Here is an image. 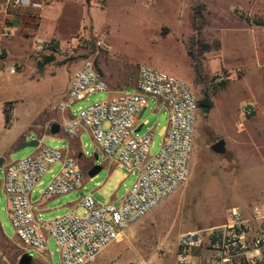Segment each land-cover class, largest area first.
I'll list each match as a JSON object with an SVG mask.
<instances>
[{
	"label": "rangeland",
	"instance_id": "rangeland-1",
	"mask_svg": "<svg viewBox=\"0 0 264 264\" xmlns=\"http://www.w3.org/2000/svg\"><path fill=\"white\" fill-rule=\"evenodd\" d=\"M197 1L147 0L143 5L144 12L148 13L155 9L157 13H160L162 23L156 27L153 19L142 17L138 6L118 10L109 7L108 11H103L102 8L105 6L102 3H92V7L83 12V18L74 26L84 36H75L64 45L54 42L55 51H48L40 58L35 57L43 61L49 60L54 65H67L64 67L67 72L72 69L70 67L79 68L85 60L93 62L98 68L106 51H109L122 57L123 61L129 58L132 64H138V69L141 65H149L183 80L190 74L193 77V88L199 101L208 97L214 106L207 111L200 106L189 180L175 194L129 228L122 240L106 248V251L90 264H140L141 261L149 264H174L177 240L184 230L221 225L228 219L234 207L240 208L245 216L247 214L246 217L251 216L250 211L253 208H259L264 212V156L262 154L264 149L261 152L251 146H238L235 152L226 150L222 155L212 150V146L220 139L217 131L221 133L227 128L233 133L238 121L248 125L253 116V114L245 115L244 112L242 116L241 109L234 111V104L231 107L233 111L231 116L226 115L224 109L226 108L227 111L229 108L225 104L223 93L226 86L220 87L224 82L227 85L236 78L241 79L243 74L240 73V68L243 73L244 71L248 73L249 51L247 49L236 51L235 47L238 46L239 49L240 46L231 40L233 30L228 31L224 27L225 25L233 26L236 21L243 22L239 16H247L249 8L245 3H241L233 7L228 14L224 10V12L219 10L216 13L212 10L208 16L210 27L203 28V18L197 20L189 6L193 2L195 7ZM234 1L236 0L231 2ZM260 1L264 2V0ZM262 7L259 5L260 12L263 11L260 10ZM174 9L176 12L171 11ZM192 22L203 28L202 36L205 41L212 44L219 41L223 45L222 51L213 50L207 53V57L200 55V51H193L194 55L198 56L200 73L196 71L195 64L190 61V58L185 59L176 50H169V47H174L177 40H181L185 46L191 41L195 30L192 28ZM106 33H108L107 36ZM104 35L105 40L108 39L110 42L106 41L105 48L98 46V42ZM108 43L111 48L107 46ZM82 56L85 60L78 63L76 60ZM221 56L223 57L222 66L213 69L212 62H220ZM27 75L28 77L21 81L17 80V75H10V77L4 75L0 81V101L16 102L5 105L10 111L15 106L11 121L7 124V127H11L10 129H3L5 119L0 113V153H7L5 163L0 168V185L3 184L5 169L9 163L28 157L36 151L34 148L18 150L19 146H16V151L10 153L19 139L22 141L39 136L42 137V145L60 150L65 149L68 144L67 139L52 138L47 134L48 128L44 129L51 123L52 114L48 111L61 99L67 74L65 76V73H62L55 82H52L49 75H44L41 79H36L29 73ZM107 98L108 94L105 92L91 95L85 106ZM76 111L77 106L74 107L73 113ZM235 112H238L237 118L234 117ZM31 120H33L31 126L27 128ZM145 121H148V124L137 135H143L147 133V130L154 129L155 135L150 155L155 156L164 139L161 130L164 121L153 105L145 112L142 124ZM81 141L85 154L79 162L84 176V188H86L85 192H91L94 184L90 182L92 179L85 182L86 174L95 155H98V166L104 164V156L100 155V151L94 147V142L89 136H82ZM255 151L259 153L258 156L255 155ZM59 169L58 164L49 170L43 180L46 183L51 181ZM117 171L122 175L126 174L124 177L127 179L121 184L123 190L128 186L131 187L135 183L132 181L138 177L137 172L132 176L126 170L118 168ZM101 173V180H104L108 170L105 169ZM39 190V188L36 189L35 195ZM95 199L100 204L111 203L110 198L107 201H101L96 197ZM115 204L119 203L115 202ZM77 211L82 213L80 209ZM41 221L47 220L43 218ZM0 223L4 233L10 238L9 240L0 233V264H19L20 257L24 253L33 256V264H61L58 246L52 238L48 239L45 253L23 247L12 226L7 210V199L3 192L0 197Z\"/></svg>",
	"mask_w": 264,
	"mask_h": 264
},
{
	"label": "built area",
	"instance_id": "built-area-1",
	"mask_svg": "<svg viewBox=\"0 0 264 264\" xmlns=\"http://www.w3.org/2000/svg\"><path fill=\"white\" fill-rule=\"evenodd\" d=\"M5 4L8 10L39 6L32 0H5ZM53 45L54 42H37L34 56L55 51ZM104 45L105 35L98 42V46ZM5 55L0 49V60ZM18 69L15 63L8 67L11 74ZM101 92L107 93L108 98L81 108L76 117L65 123L63 133L67 138H78L83 130H90L94 147L101 155L116 160L129 173H138L119 205L100 204L92 195H85L80 200L81 214L71 212L41 221L31 195L49 170L60 165L43 191L44 197L64 196L84 188L79 160L42 144L34 154L7 165L1 186L12 226L23 247L45 253L48 239L52 238L61 264L94 262L106 248L122 240L129 228L175 194L191 175L200 104L188 82L141 65L134 92L110 93L94 63L85 60L57 109L71 110L75 102ZM151 98L162 100L169 110V123L155 156L150 155L155 134H135L138 118ZM254 112L251 107L244 110L245 115ZM176 264H264V212L255 208L246 217L234 207L223 224L180 234Z\"/></svg>",
	"mask_w": 264,
	"mask_h": 264
},
{
	"label": "crops",
	"instance_id": "crops-1",
	"mask_svg": "<svg viewBox=\"0 0 264 264\" xmlns=\"http://www.w3.org/2000/svg\"><path fill=\"white\" fill-rule=\"evenodd\" d=\"M231 1L232 0H198L195 7L193 2H191L189 6L192 9L193 16L196 13H194V11L198 7L201 9V15H198V17L196 15L195 16L197 20L203 18V28L204 26L210 27L208 16L211 14L210 11L212 10H215V13L219 10L221 12L224 10L228 14L230 13V10L233 9V7L238 6L241 3H245L249 8L247 16H239L240 20H243V22L236 21L233 26L225 25L224 27L228 31L233 30V39L231 40L234 44L240 46L239 49L238 46L235 47L236 51H242V49H247L249 51L248 73H245L246 71H244L243 73V70L240 68V73L243 74L241 75V79L236 78L225 85V88L223 87L225 104L229 106L227 111L226 108L224 109V113L230 117L231 113L233 112L231 109L233 104L235 105V108H233L234 111H237L239 109L242 110V116L245 108L247 107L254 108L255 113L250 119L248 125L242 121H238L237 128H234L233 133L229 132L227 128L221 131V133H219L218 131L217 133L220 138L218 141H225L226 150L235 152L238 146H251L254 147L255 150L258 149L261 151L262 149H264V25H259L257 22L264 23V2H261L260 0H236L237 3L236 1H234V4V2ZM32 2L33 4L39 6H30L21 10H8L6 8L5 0H0V49L6 52L4 59L0 60V81L2 77H4V75H8V77H10V75H17V80L21 81L25 77H28L27 73H29L36 79H41L44 75H49L51 76L52 82H55L62 73H65V76L67 74L65 85L61 93V99L57 103H55L54 106L51 107L48 111V113L52 114L51 123L49 127L47 126L44 129L46 130L48 128L47 130L49 132L47 134L52 138H58L62 140L67 139L68 144L66 145L67 147L63 149V151L67 155L81 160L85 154L81 137L89 136L93 140L91 131L83 130L78 138H67L63 133V127L67 121L77 116L81 108L86 107L85 105L90 99V96L83 100L75 102L71 110L59 111L57 109V106L66 99L70 82L75 72L81 66L79 68L70 67L72 69L67 70L66 72L64 70L66 68L64 67L67 65H54L49 60L43 61L35 58L34 50L37 42H56L58 44L64 45L67 44L68 41L72 40L75 36H84L80 34L79 30H76L74 26L78 20H81L83 18V12L88 11L89 8L92 7V3H102V5L105 6L104 8H102L103 11H108L109 7H113V10L114 8L115 10H118L119 8L127 9L128 7L129 9L138 6V11L142 13V17L153 19V24L155 25V27L156 25H160L162 23L160 13H157L155 9L148 13L144 12L145 9H143V5L145 2H147V0H90L89 2H87L86 0H32ZM139 3L141 4L139 5ZM259 5L263 6L260 9L263 10L261 12L259 11ZM140 6L142 7L140 8ZM171 11L176 12L175 9ZM90 22H92L91 17ZM192 24L193 30L195 28V30L193 31V35L195 36L192 35L191 41L185 46V44L181 42V40H177L174 43V47H169L170 51H173L174 49L185 59L190 58V61H193L192 57L189 55V50L192 52L194 50L200 51V55L206 57L207 53L213 50H223L221 47L223 45L219 41L215 44H212L209 41H205L202 36L203 28L198 24L197 26L194 25L193 22ZM107 35L108 33H106V36ZM106 41L109 42V40L107 39L105 40V44ZM109 43L107 46L111 48ZM202 43L208 44L210 46V50L208 52L201 53L200 46ZM222 43H224V41ZM106 52L107 53L105 57L103 58L97 69L102 74L105 82L107 83L109 92L117 93L129 90L135 91L139 74L138 64H132L129 58L126 59V61H123L122 57L118 56L116 53H112L109 51ZM36 57L40 58L41 56ZM222 59L223 57L221 56L219 57L220 62L213 61L211 66H213L214 68H212H220L222 66ZM76 61L79 63L78 60ZM13 63L19 66L18 72L15 74H11L8 70L9 65ZM41 64L42 66H40ZM185 81L188 82L192 87H194L193 77H191L190 74L188 77H185ZM12 103L15 104L16 102H7L4 100L0 101V113L4 116L5 119L3 129L11 128L7 127V124L11 121V115L15 106L10 111L8 108H6L5 105H9ZM151 105H153L154 109L159 112L160 118H162L164 121L161 127L163 134L169 123V110L162 100L151 98L145 112L148 108L151 107ZM76 106L77 111L73 113V109ZM212 108H214V106L209 109ZM5 109H8L10 111V120L8 123L6 122ZM235 113L236 115L234 117L237 118L238 112ZM142 119L143 117L138 118V128L135 131L136 135L142 131L144 126L148 124V121H145L142 124ZM32 121L33 120L29 122L27 128L31 126L30 124ZM53 124H58L60 126V131L56 135H52L50 133V129ZM147 132L155 133L154 129L147 130ZM34 139H39L41 141L42 137H32L30 139H24L22 141L19 139L10 153L16 151V146H20L21 144L27 143L29 140L31 141ZM258 154L259 153L255 151V155L258 156ZM262 154L264 156L263 152ZM6 155V152L0 153V157L2 158H6ZM80 155L83 156L80 158ZM97 160L96 158L92 160L93 163L91 164L88 173L94 166H97ZM101 168V172H103L105 169L108 170V173H106L104 180H101V172L93 178H91L88 173L86 174L85 182H87L88 179H92L90 180V182L94 184V189L91 192H85L86 188H83L80 191H76L68 195L55 198H46L42 193L46 189L50 181L46 183L42 179V181L36 186L34 192L31 195V202L35 206L37 217L40 220L44 218L47 221H51L71 212L78 213L77 210L79 209L82 212L80 200L85 195H92L94 198L96 197L101 201H107L110 198L111 203L107 204H115V202H118L120 204L126 196L130 187L128 186L127 188H125V190H123L124 188H121L122 182H124L127 178L124 177L126 174L122 175L117 171V169H125L116 160L107 159L105 157L104 164L101 165ZM130 174L134 176L135 173ZM135 181L133 180L132 183H134ZM37 188H39L40 190L38 191L37 195H35V191ZM254 209L255 208L250 211V215L253 214ZM7 210L11 219L8 203ZM194 230L197 229H187V231L184 230V232ZM184 232H181L180 234ZM7 239L10 240V238L8 237ZM105 251L106 249L102 253H104ZM144 262L146 264H149L146 261ZM174 264H176V261Z\"/></svg>",
	"mask_w": 264,
	"mask_h": 264
},
{
	"label": "water",
	"instance_id": "water-1",
	"mask_svg": "<svg viewBox=\"0 0 264 264\" xmlns=\"http://www.w3.org/2000/svg\"><path fill=\"white\" fill-rule=\"evenodd\" d=\"M79 62L85 60V57L82 56L80 58L77 59ZM204 110H209V107H203ZM145 110H143V112L141 113L140 115V118L143 117L144 113H145ZM60 131V126L58 124H53L51 126V129H50V133L52 135H56L58 134ZM41 144V141L39 139H34V140H31L30 142H27V143H24V144H21L19 147H18V150H21V149H26V148H34V149H37ZM212 150L217 153V154H224L226 149H225V141L224 140H220L218 141L217 143H215L213 146H212ZM83 155H80V158L82 157ZM96 160L98 159V156L96 155L95 156ZM5 163V158H1L0 159V168L4 165ZM102 171V168L101 166H94L88 173V175L93 178L95 177L96 175H98L100 172ZM0 197H1V186H0ZM34 262V258L33 256L29 255L28 253H24L21 257H20V260H19V264H33Z\"/></svg>",
	"mask_w": 264,
	"mask_h": 264
},
{
	"label": "trees",
	"instance_id": "trees-1",
	"mask_svg": "<svg viewBox=\"0 0 264 264\" xmlns=\"http://www.w3.org/2000/svg\"><path fill=\"white\" fill-rule=\"evenodd\" d=\"M87 2H89L90 0H86ZM200 8L198 7L196 10H195V15L198 17V15H201V13H200ZM259 25H264V23H262V22H257ZM201 53H205V52H208L209 50H210V46L208 45V44H204V43H202L201 44ZM189 55L192 57V60H193V62H194V64H195V68H196V71L198 72V73H200L199 72V70H200V65H198V59H197V56H195L194 55V53L192 52V51H190L189 50ZM40 66H42V64L40 65ZM225 82L224 83H222L221 84V86L220 87H225ZM199 104H200V106L201 107H209V108H211L212 106H213V104H212V101L208 98V97H206V98H204L203 100H201V101H199ZM5 116H6V122L8 123L9 122V120H10V111L8 110V109H5ZM1 224V223H0ZM0 233L3 235V236H5L6 237V235H5V233H4V231H3V229H2V227H1V225H0ZM7 238V237H6Z\"/></svg>",
	"mask_w": 264,
	"mask_h": 264
}]
</instances>
